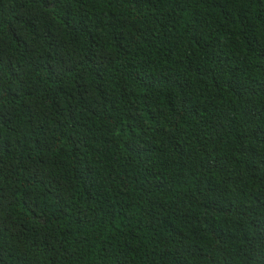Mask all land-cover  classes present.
<instances>
[{
  "label": "trees",
  "instance_id": "obj_1",
  "mask_svg": "<svg viewBox=\"0 0 264 264\" xmlns=\"http://www.w3.org/2000/svg\"><path fill=\"white\" fill-rule=\"evenodd\" d=\"M0 264H264V0H0Z\"/></svg>",
  "mask_w": 264,
  "mask_h": 264
}]
</instances>
